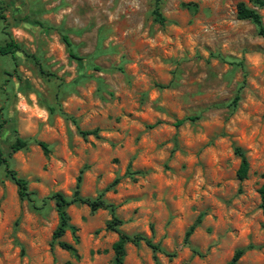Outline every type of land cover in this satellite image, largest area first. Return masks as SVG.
Segmentation results:
<instances>
[{
	"label": "rangeland",
	"instance_id": "1",
	"mask_svg": "<svg viewBox=\"0 0 264 264\" xmlns=\"http://www.w3.org/2000/svg\"><path fill=\"white\" fill-rule=\"evenodd\" d=\"M238 2L264 27L248 0H159L162 23L152 0H0V43L20 47L0 55V148L33 193L19 198L0 166V264H111L107 209L67 206L74 252L52 241L47 196L70 195L78 174L88 197L118 177L102 197L119 228L161 248L126 243L123 264H225L236 249L238 264H264V38ZM15 136L26 146L9 152Z\"/></svg>",
	"mask_w": 264,
	"mask_h": 264
},
{
	"label": "trees",
	"instance_id": "2",
	"mask_svg": "<svg viewBox=\"0 0 264 264\" xmlns=\"http://www.w3.org/2000/svg\"><path fill=\"white\" fill-rule=\"evenodd\" d=\"M248 1L251 2L254 6L264 9V0H248ZM151 14L153 20L157 21L158 23L163 22L164 19L160 12L159 0H152ZM235 15L236 18L238 19H245L250 21L255 26L257 33L264 38V27L262 26L261 23L260 14L257 12L255 8L248 7L243 2H238L236 5ZM0 19L2 20L4 19V14L2 13L1 5H0ZM60 38L67 48L69 57L77 59L78 57L73 52L71 43L68 40L67 36L63 33H60ZM19 48H20L19 44L12 38L8 37L7 40L3 41V43H0V55H9L12 60H15L16 58L15 52ZM236 98L237 96L234 97V100H236ZM184 119L186 118L177 119L174 122L175 125L176 126L180 125L184 121ZM187 119L191 120L194 119V117L193 116L187 117ZM4 123L5 120L1 119L0 130L4 125ZM79 134L81 136L96 135V130L95 129L79 130ZM26 143H27L26 139H23L19 136H15L12 142L8 144L9 152H14L24 148L26 146ZM37 144L41 148V151L43 153H46L48 151L46 143L42 141H37ZM233 152L239 158V163L235 171V176L238 180H242L247 175V170H248L247 158L244 151L238 146L233 147ZM0 166L3 167L5 174L16 185L18 197L21 199H27L28 201L32 202L33 198L31 195L33 193L31 191H28L26 186V180L18 176L16 172L9 166L7 156L3 154L1 148H0ZM127 173L131 174V172L128 170ZM261 179L262 182L257 189V193L259 196V208L264 218V171L261 173ZM117 181H118V177H115L104 190L113 186L115 183H117ZM79 183H80V174L76 176L74 189L72 190L70 195H65L60 191H54L47 196L48 199L53 201L54 210L57 215V224L51 233V238L52 241H54L59 248L74 252V248L70 243L60 239L66 230H69L71 233H73L75 230L74 226L69 223V217L65 209L67 206L71 204H84L89 208L90 211H95L97 209H107L109 211L110 217L105 221L104 228L111 230L116 234V239L111 244V250L113 253L111 264H123L124 246L126 243H131L133 245H138L139 243H143L147 247H149L154 254L155 252L161 250L158 243L153 242L149 237L141 233L128 234L123 232L119 228V226L121 225V220L117 218L114 214L115 205L103 199L102 194L104 190L98 192L94 197L82 196L80 195L78 189ZM199 219L200 216H198L195 219V221L187 228V230L184 233V238H183L184 240H186L187 237L190 235L194 226L198 223ZM154 254L153 256L155 257ZM241 254H242V249H236L233 252L231 258L225 264H238L237 260Z\"/></svg>",
	"mask_w": 264,
	"mask_h": 264
}]
</instances>
